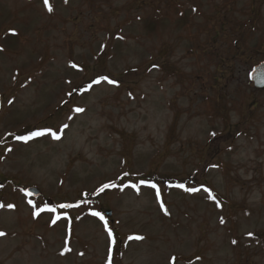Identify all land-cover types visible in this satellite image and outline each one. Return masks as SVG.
<instances>
[{"label": "rangeland", "instance_id": "obj_1", "mask_svg": "<svg viewBox=\"0 0 264 264\" xmlns=\"http://www.w3.org/2000/svg\"><path fill=\"white\" fill-rule=\"evenodd\" d=\"M49 4L0 0V264H264V0Z\"/></svg>", "mask_w": 264, "mask_h": 264}, {"label": "snow or ice", "instance_id": "obj_2", "mask_svg": "<svg viewBox=\"0 0 264 264\" xmlns=\"http://www.w3.org/2000/svg\"><path fill=\"white\" fill-rule=\"evenodd\" d=\"M65 2H67V0H65ZM44 4L47 7L49 12H51L53 10L51 5L49 4V0H44ZM73 67H76V65H73ZM101 79L106 80L109 84L116 83V81L111 80L108 77H102ZM92 83L93 84H98V83H100V80H94ZM91 87H92V84H89L88 88H91ZM69 95H71V93H69ZM75 111L76 112H83L84 109L76 108ZM69 119H71V117H69ZM67 127H68L67 124L63 125V128L60 131L62 132L63 129H66ZM44 135H50L55 140H59L61 138V136L58 135L57 132H53L51 129H45V130L30 131L26 135H18V136H16V139L20 140V141L28 142L29 140H32L34 138L41 137V136H44ZM213 135H215V133H213ZM125 175H127V173ZM139 185H146L148 187L156 189V195H157V197H159L160 193H159V189L157 188V185L155 183L150 182V181L140 180L139 184H130L128 186H130V187L136 189L137 191H139ZM110 186L111 187H115V185L105 184L99 189V191L103 192L106 188H108ZM177 186L180 187V188H185V186L183 184H180V185H177ZM200 190L201 189L194 188V187L185 188V191L193 192V193L194 192H198ZM203 191L208 194V198L209 199H211V200H215L216 199L215 195L213 194V192L209 188L205 187V188H203ZM25 195L30 196V195H32V193L31 192H27V193H25ZM28 204L33 208V213L32 214L35 217L40 216L41 213L44 212V211H48L49 213H55L57 211L56 208H48L47 205H44V207H39L32 200H28ZM73 206L74 205H71V204H60L59 208L60 209H66V208H71ZM76 206L78 207V205H76ZM161 206L163 207V205H161ZM3 207H5V205L4 204H0V208H3ZM7 207L9 209H14L15 205L8 204ZM165 211H167V210H165ZM91 215L94 216V217H99V219H101V220L104 219L103 215L99 211H93L91 213ZM59 219H60V217L56 216L54 219L51 220V223L53 225H55ZM65 219H67V217H65ZM223 222H224L223 219H221V223H223ZM3 235H6V233L0 232V236H3ZM111 235H112V233H111V231H109V236H111ZM132 239L142 240V239H144V237H142V236L131 237L130 236L129 240H132ZM112 242L114 244L115 240L113 239ZM233 243H235V241H233ZM69 251H70V249H69Z\"/></svg>", "mask_w": 264, "mask_h": 264}, {"label": "water", "instance_id": "obj_3", "mask_svg": "<svg viewBox=\"0 0 264 264\" xmlns=\"http://www.w3.org/2000/svg\"><path fill=\"white\" fill-rule=\"evenodd\" d=\"M249 80L253 84L254 88L257 90H264V62H261L259 65L255 66L252 72L249 75ZM31 192L34 199L41 197V192L36 188H28L25 190V193ZM77 205V204H76ZM74 205L73 207H75ZM105 215L109 218L112 217V212L107 211Z\"/></svg>", "mask_w": 264, "mask_h": 264}]
</instances>
